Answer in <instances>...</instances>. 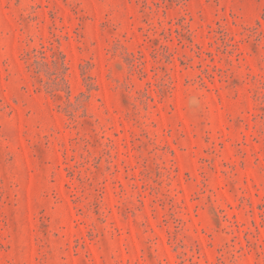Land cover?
Returning <instances> with one entry per match:
<instances>
[{
    "label": "rangeland",
    "instance_id": "1",
    "mask_svg": "<svg viewBox=\"0 0 264 264\" xmlns=\"http://www.w3.org/2000/svg\"><path fill=\"white\" fill-rule=\"evenodd\" d=\"M0 264H264V0H0Z\"/></svg>",
    "mask_w": 264,
    "mask_h": 264
}]
</instances>
